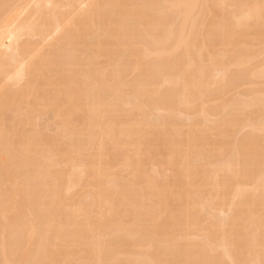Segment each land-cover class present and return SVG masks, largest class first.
Instances as JSON below:
<instances>
[{"label": "bare ground", "instance_id": "bare-ground-1", "mask_svg": "<svg viewBox=\"0 0 264 264\" xmlns=\"http://www.w3.org/2000/svg\"><path fill=\"white\" fill-rule=\"evenodd\" d=\"M0 264H264V0H0Z\"/></svg>", "mask_w": 264, "mask_h": 264}, {"label": "rangeland", "instance_id": "rangeland-1", "mask_svg": "<svg viewBox=\"0 0 264 264\" xmlns=\"http://www.w3.org/2000/svg\"><path fill=\"white\" fill-rule=\"evenodd\" d=\"M43 119H44V120H43ZM43 119H42V121H41V128H44V127L46 128V124H50V125L52 126V124H51L52 121L50 120V117H49V119H48V117H44ZM45 120H46V122L44 123ZM47 120H48V121L50 120V121L47 123ZM50 122H51V123H50ZM43 123H44V124H43ZM44 125H45V126H44ZM50 125H49V126L47 125V127L52 128ZM42 126H44V127H42ZM243 134H244V132L241 133V136H242Z\"/></svg>", "mask_w": 264, "mask_h": 264}]
</instances>
